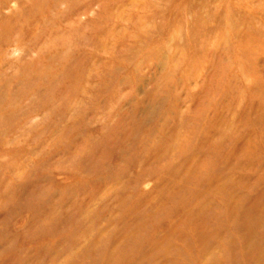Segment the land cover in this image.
I'll return each instance as SVG.
<instances>
[{
    "label": "rangeland",
    "instance_id": "374dc122",
    "mask_svg": "<svg viewBox=\"0 0 264 264\" xmlns=\"http://www.w3.org/2000/svg\"><path fill=\"white\" fill-rule=\"evenodd\" d=\"M0 264H264V0H0Z\"/></svg>",
    "mask_w": 264,
    "mask_h": 264
}]
</instances>
